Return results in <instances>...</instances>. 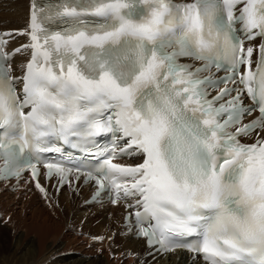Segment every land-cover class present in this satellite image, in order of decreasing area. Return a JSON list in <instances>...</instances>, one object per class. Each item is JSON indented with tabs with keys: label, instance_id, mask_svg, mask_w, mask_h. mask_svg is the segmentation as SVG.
Listing matches in <instances>:
<instances>
[{
	"label": "snow or ice",
	"instance_id": "obj_1",
	"mask_svg": "<svg viewBox=\"0 0 264 264\" xmlns=\"http://www.w3.org/2000/svg\"><path fill=\"white\" fill-rule=\"evenodd\" d=\"M26 34L31 59L17 95L20 78L2 47L12 33H0V127L18 133L0 134V178L26 169L37 176L43 164L67 183L75 170L95 181L97 195L134 198L138 235L162 251L264 264V139H238L264 128V43L253 68L256 49L240 38H264V0H56L49 9L33 5ZM213 67L229 75H201ZM230 81L240 86L209 99L210 88ZM103 133L125 146L117 151L114 139L92 152ZM60 141L97 164L83 173L71 157L44 158L61 153ZM118 156L138 162L114 163Z\"/></svg>",
	"mask_w": 264,
	"mask_h": 264
},
{
	"label": "bare ground",
	"instance_id": "obj_2",
	"mask_svg": "<svg viewBox=\"0 0 264 264\" xmlns=\"http://www.w3.org/2000/svg\"><path fill=\"white\" fill-rule=\"evenodd\" d=\"M32 7L33 0H0V31L12 33L6 47L9 51L22 47L10 63L15 75L23 76L31 59L32 50L25 46L31 43L26 33ZM260 137L264 128L251 135L250 141ZM134 162L138 159L125 163ZM59 182L56 177L49 182L25 180L16 191L0 187V224L18 240L4 264H205L183 250L151 254L144 240L135 236V229L125 225L126 203L87 204L94 190L92 182L83 178H72L62 186ZM70 252L82 256L63 263L66 258L60 259V254Z\"/></svg>",
	"mask_w": 264,
	"mask_h": 264
},
{
	"label": "rangeland",
	"instance_id": "obj_3",
	"mask_svg": "<svg viewBox=\"0 0 264 264\" xmlns=\"http://www.w3.org/2000/svg\"><path fill=\"white\" fill-rule=\"evenodd\" d=\"M75 196L78 195L75 193ZM6 229L7 227L5 224H0V264H4L5 261L9 259L12 252H14L15 248L18 246L17 244L18 240L15 238V236L8 234ZM23 249L26 248L23 247ZM81 256L82 255L79 252H70V253L60 254V259L66 258L65 260H63L64 261L63 263H67L70 261H76V259L78 260ZM96 257L101 258V255L96 254Z\"/></svg>",
	"mask_w": 264,
	"mask_h": 264
}]
</instances>
